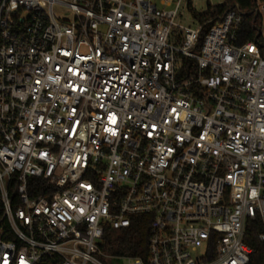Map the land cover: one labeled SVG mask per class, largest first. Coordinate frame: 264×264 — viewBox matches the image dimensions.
Here are the masks:
<instances>
[{"label": "built area", "instance_id": "obj_1", "mask_svg": "<svg viewBox=\"0 0 264 264\" xmlns=\"http://www.w3.org/2000/svg\"><path fill=\"white\" fill-rule=\"evenodd\" d=\"M191 0H0V264H248L264 242V1L202 34ZM201 37L203 38L200 43Z\"/></svg>", "mask_w": 264, "mask_h": 264}, {"label": "trees", "instance_id": "obj_2", "mask_svg": "<svg viewBox=\"0 0 264 264\" xmlns=\"http://www.w3.org/2000/svg\"><path fill=\"white\" fill-rule=\"evenodd\" d=\"M258 1L264 0H225L224 3L211 6L203 14L194 12V18L202 25V34H205L212 24L221 19L229 9L238 7L242 16L241 24L237 32L236 43L243 45L247 42L260 39L259 30L262 20L256 15ZM190 10L193 11L190 6ZM203 38L201 37L200 43ZM261 227L252 222L248 227L245 242L252 248L253 253L248 264H264V242L258 235ZM150 237V220L146 216H135L132 218L130 227L112 230L108 228L104 234L103 250L115 256L142 257L148 255V244Z\"/></svg>", "mask_w": 264, "mask_h": 264}, {"label": "rangeland", "instance_id": "obj_3", "mask_svg": "<svg viewBox=\"0 0 264 264\" xmlns=\"http://www.w3.org/2000/svg\"><path fill=\"white\" fill-rule=\"evenodd\" d=\"M225 0H191L192 10L185 9L184 16L178 20L179 23L183 26H196V20L194 18V12L198 14H203L207 11L209 5L215 6L224 3ZM116 230L117 229H112ZM104 245V242H103ZM107 255L105 262L108 264H130L129 259L117 258L112 256L110 253L104 251Z\"/></svg>", "mask_w": 264, "mask_h": 264}]
</instances>
